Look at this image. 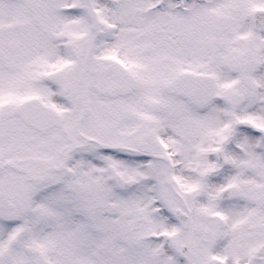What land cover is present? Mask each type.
<instances>
[{"label": "snow or ice", "instance_id": "1", "mask_svg": "<svg viewBox=\"0 0 264 264\" xmlns=\"http://www.w3.org/2000/svg\"><path fill=\"white\" fill-rule=\"evenodd\" d=\"M0 264H264V0H0Z\"/></svg>", "mask_w": 264, "mask_h": 264}]
</instances>
